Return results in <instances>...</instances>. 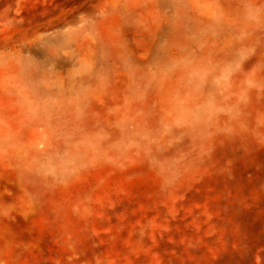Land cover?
Wrapping results in <instances>:
<instances>
[{"label":"rangeland","instance_id":"obj_1","mask_svg":"<svg viewBox=\"0 0 264 264\" xmlns=\"http://www.w3.org/2000/svg\"><path fill=\"white\" fill-rule=\"evenodd\" d=\"M0 264H264V0H0Z\"/></svg>","mask_w":264,"mask_h":264},{"label":"clouds","instance_id":"obj_2","mask_svg":"<svg viewBox=\"0 0 264 264\" xmlns=\"http://www.w3.org/2000/svg\"><path fill=\"white\" fill-rule=\"evenodd\" d=\"M233 71H234V69L231 66H229V68L226 69L224 71V73L215 80V83L218 86H227L229 84V79H230V76H231ZM201 79H203V77H201ZM256 86L257 85L253 81H251V80L247 81V87L248 88H252V87H256ZM206 108L212 112H215V113H225L226 111H228V109L220 106L217 103L216 98L214 96L209 97V99L207 100V103H206Z\"/></svg>","mask_w":264,"mask_h":264}]
</instances>
